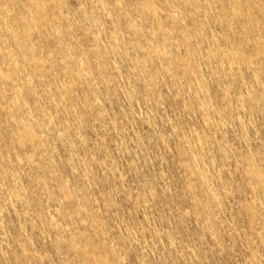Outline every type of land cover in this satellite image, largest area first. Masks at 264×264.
Masks as SVG:
<instances>
[{
  "label": "rangeland",
  "instance_id": "obj_1",
  "mask_svg": "<svg viewBox=\"0 0 264 264\" xmlns=\"http://www.w3.org/2000/svg\"><path fill=\"white\" fill-rule=\"evenodd\" d=\"M0 264H264V0H0Z\"/></svg>",
  "mask_w": 264,
  "mask_h": 264
}]
</instances>
